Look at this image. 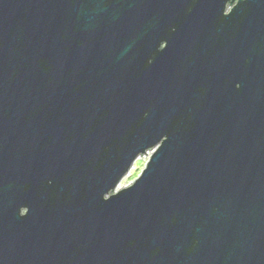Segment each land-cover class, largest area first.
Returning a JSON list of instances; mask_svg holds the SVG:
<instances>
[{"label":"water","instance_id":"95a60500","mask_svg":"<svg viewBox=\"0 0 264 264\" xmlns=\"http://www.w3.org/2000/svg\"><path fill=\"white\" fill-rule=\"evenodd\" d=\"M0 264H264V0H0Z\"/></svg>","mask_w":264,"mask_h":264},{"label":"rangeland","instance_id":"374dc122","mask_svg":"<svg viewBox=\"0 0 264 264\" xmlns=\"http://www.w3.org/2000/svg\"><path fill=\"white\" fill-rule=\"evenodd\" d=\"M146 154V155H145ZM151 155V151H147L146 153L138 156L134 161L131 169L127 172V174L120 180L116 190L126 187L131 184L141 173L142 169L145 167L149 157Z\"/></svg>","mask_w":264,"mask_h":264}]
</instances>
